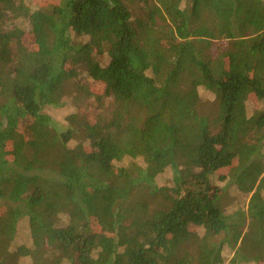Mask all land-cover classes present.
I'll list each match as a JSON object with an SVG mask.
<instances>
[{
  "label": "trees",
  "instance_id": "trees-1",
  "mask_svg": "<svg viewBox=\"0 0 264 264\" xmlns=\"http://www.w3.org/2000/svg\"><path fill=\"white\" fill-rule=\"evenodd\" d=\"M263 105L264 0H0V264H264Z\"/></svg>",
  "mask_w": 264,
  "mask_h": 264
},
{
  "label": "rangeland",
  "instance_id": "rangeland-1",
  "mask_svg": "<svg viewBox=\"0 0 264 264\" xmlns=\"http://www.w3.org/2000/svg\"><path fill=\"white\" fill-rule=\"evenodd\" d=\"M48 0H34V2L38 3V4H45ZM219 45L216 43L215 46L213 47V50L218 47ZM109 60L108 56H104V58L102 59V63L107 64ZM84 82V78L80 77L79 79H76L74 84H80ZM89 82V81H88ZM75 89V87H74ZM92 90L93 91H98L99 87L97 85H92ZM199 95H200V105L202 107L203 110H208L209 108L211 109L214 105V97L207 91L203 90V89H199L198 90ZM109 101V100H108ZM254 102V100H253ZM252 101H249L247 103V112L248 114L252 113V110L254 109V103ZM77 103V104H76ZM74 102L73 99L71 98V96L69 95L66 99V104L61 107V108H54L52 110H48V114L50 115V117L53 119L54 122L60 123L61 125H64V118L66 115L73 113L74 112V108L76 107L78 113H80L83 117H85L88 121H93L94 117H93V113L94 112H101V106H96V105H90L88 108H85L84 106H82V104H80L79 102ZM264 106V105H263ZM105 110V108L107 107V103L103 106ZM107 109V108H106ZM26 122H23V124ZM261 154H264V148L263 150H261ZM170 180V174L169 173H165L162 176H159L157 178L158 184H166L168 181ZM216 184L220 187L225 186V183L223 182H216ZM225 190H226V199H225V203L226 206L229 208V210H236V209H241L244 212L247 209V204H248V200L250 197V194H243L240 193L236 190V188L234 186H225ZM3 203H0V213L3 212ZM9 206H11V204H8ZM200 232H202L200 230ZM30 244V238H29V233H28V221L27 218L24 217L22 218L19 223H18V229H17V233L16 236L12 242V245L10 247L11 251H15L19 246L21 245H29ZM236 249V248H235ZM234 250H230L229 248L225 247L223 249L222 255L225 259V262H227L234 254ZM24 259H20L18 262H24ZM246 264H262V263H246Z\"/></svg>",
  "mask_w": 264,
  "mask_h": 264
}]
</instances>
